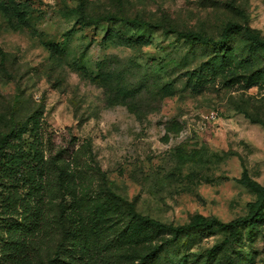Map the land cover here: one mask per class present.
<instances>
[{
  "label": "rangeland",
  "instance_id": "374dc122",
  "mask_svg": "<svg viewBox=\"0 0 264 264\" xmlns=\"http://www.w3.org/2000/svg\"><path fill=\"white\" fill-rule=\"evenodd\" d=\"M89 17L122 14L159 28ZM264 0H0V264H264ZM100 82V83H98ZM13 120V123H12Z\"/></svg>",
  "mask_w": 264,
  "mask_h": 264
},
{
  "label": "trees",
  "instance_id": "16d2710c",
  "mask_svg": "<svg viewBox=\"0 0 264 264\" xmlns=\"http://www.w3.org/2000/svg\"><path fill=\"white\" fill-rule=\"evenodd\" d=\"M74 14H76L81 22V25L89 27L92 25H96L98 23H120L127 26H132L136 28H159L161 26L152 24L143 19L139 18H129L122 14H106L98 17H89L83 9L82 1L78 5V7L72 10ZM166 33H174L177 39L184 40L188 42L190 45H211L217 46L219 48H225L227 44L230 42L232 35L234 33H242L245 36L246 40L255 46L264 47V37H261L257 34L251 33L247 28H243L236 24L229 23L225 26L221 36L218 40H214L211 38H207L200 34L194 32H180L175 30L164 29ZM100 83V82H98ZM13 123V120H12ZM14 131L11 128L7 133H3L0 135V158L2 156V148L4 147L6 141L13 135ZM248 187L256 192L259 196L258 200L250 205L249 212L247 215L241 219H237L231 221L229 223H221L216 219L206 218L201 215H195L192 220L185 225L181 226H171L162 224L156 220L150 219L145 216H141L135 211L133 204L125 202L120 196L110 192V194L119 202L124 203L127 206V210L129 214L135 218L137 221L153 227L159 231L168 232L172 235V238L175 240L179 238L181 235L187 234L192 229H204V228H214L221 227L227 228L230 230L233 238H237L239 235L240 226H244L246 228H251L253 225L262 217V210L264 206V186H261L255 182H248ZM142 264V263H141Z\"/></svg>",
  "mask_w": 264,
  "mask_h": 264
}]
</instances>
